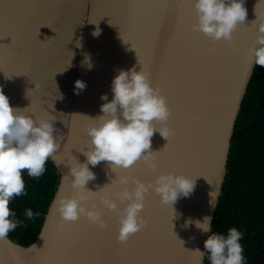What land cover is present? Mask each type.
<instances>
[{
    "label": "water",
    "instance_id": "obj_1",
    "mask_svg": "<svg viewBox=\"0 0 264 264\" xmlns=\"http://www.w3.org/2000/svg\"><path fill=\"white\" fill-rule=\"evenodd\" d=\"M244 4L243 22L248 23L233 30L230 47L222 38L213 40L191 28L195 19L191 0L181 8L180 0H0V90L10 105L25 108L34 117L55 118L58 148L54 159H48L59 175L38 235L28 245L7 235L0 238V264H204L206 252L201 256L195 249L204 250L208 232L193 221L208 215L212 222L234 122L255 66L250 46L256 26L250 20L254 5L260 9L264 4L261 0ZM95 28L97 35L92 34ZM122 39L132 42L146 62L150 82L164 95L172 133L164 154L156 156V168L139 159L127 168H116L144 181L168 170L196 176L192 191L178 196L172 206L149 189L140 210L146 223L118 241L117 212L100 201L104 194L115 199L111 192L84 201L100 210L103 226L83 215L61 220L54 197L74 193L68 163L85 159L82 151L89 139L85 124L89 116L100 113V94L111 98L115 71L136 63L131 42ZM85 55L91 67L83 62ZM77 77L86 83L75 93ZM150 140L152 150L167 142L155 130ZM70 144L82 151L72 147L73 158L64 160ZM89 167L95 176L86 187L93 191L115 176L105 160ZM121 187L116 185L113 191ZM122 206L117 200V207Z\"/></svg>",
    "mask_w": 264,
    "mask_h": 264
},
{
    "label": "clouds",
    "instance_id": "obj_2",
    "mask_svg": "<svg viewBox=\"0 0 264 264\" xmlns=\"http://www.w3.org/2000/svg\"><path fill=\"white\" fill-rule=\"evenodd\" d=\"M191 4L195 10L191 28L213 40L222 38L231 43L233 29L247 15L244 0H191ZM255 5L254 18L250 22L256 26V36L250 49L254 63L264 66V5L260 9ZM98 33L99 28L92 30L93 35ZM129 46L135 49L131 44ZM135 52L138 63L136 49ZM83 62L91 67L87 55ZM136 63L115 71L110 82L111 98L102 92L100 113L89 116L85 124L89 138L82 151L85 159L74 158L68 163L67 175L75 191L54 197L55 210L65 220H75L83 215L100 226L105 223L98 208L84 203L89 199L86 189L91 190L86 184L95 176L89 165L105 160L111 169L117 166L127 168L139 159L149 168L157 167L156 150L150 148V137L154 130L165 138L172 133L166 123L169 107L164 95L150 82L147 72L140 64L137 68ZM73 83V92L78 93L86 82L77 77ZM56 89L59 93L56 97L60 98L62 93L58 87ZM24 109L10 105L7 95L0 90V238L5 237L18 222L23 223L14 218L8 206L13 195L18 196L25 190L21 170L26 169L29 176H39L44 171L45 160L49 157L54 159L58 148L57 138L53 135L55 118L48 115L34 117ZM120 180L122 187L118 200L122 207H117V199L107 194L100 196V201L108 209L117 212L115 237L118 241H125L146 223L140 210L149 189L158 194L162 203L172 206L178 196H187L194 187L193 176L173 170L160 171L148 181L136 177L129 180L126 176H121ZM24 214L27 217L34 215L31 208H26ZM187 223L186 218L185 226ZM193 223L208 232L203 240L204 250L195 249L201 256L207 253L208 264H243L241 232L236 227H228L226 233L210 231L211 218L208 215ZM32 247L36 245L32 243Z\"/></svg>",
    "mask_w": 264,
    "mask_h": 264
},
{
    "label": "trees",
    "instance_id": "obj_3",
    "mask_svg": "<svg viewBox=\"0 0 264 264\" xmlns=\"http://www.w3.org/2000/svg\"><path fill=\"white\" fill-rule=\"evenodd\" d=\"M21 174L25 190L13 195L8 206L23 223L18 222L6 235L28 245L40 231L59 175L49 159L39 176H29L26 169ZM26 208L32 209V217L24 214ZM231 226L241 232L243 264H264V66L256 63L234 122L211 231L226 233ZM204 264H208L207 253Z\"/></svg>",
    "mask_w": 264,
    "mask_h": 264
},
{
    "label": "snow or ice",
    "instance_id": "obj_4",
    "mask_svg": "<svg viewBox=\"0 0 264 264\" xmlns=\"http://www.w3.org/2000/svg\"><path fill=\"white\" fill-rule=\"evenodd\" d=\"M261 3L264 4V0H261ZM184 6H185V0H180V8L184 7ZM247 23H245L243 21L238 22V24L236 25V27L233 30L235 31L237 28L240 27V25H246ZM252 24H254V23H252ZM126 41H130V40H126ZM232 41H233V36H232ZM130 44L132 45V42ZM229 46L230 47L233 46L232 43H229ZM138 63L148 73V68L146 66V62L144 60H142L139 56H138ZM0 71H2V68H0ZM13 73L14 72L12 70H10L9 74L11 75ZM157 88L160 90L159 86H157ZM168 143H169V137L167 138V142L160 149L156 150L155 155L156 156L163 155L165 150H166V146L168 145ZM65 147L67 149V153L68 154H67L66 157L62 158L64 160H71L73 158V155L69 152L70 148L76 147L78 150L82 151L81 149H79L77 144H70V145H66ZM113 170L115 171V176L114 177H110L109 181L107 183H105L104 185L98 187L95 191L86 189V191H88L89 199H91L93 197H96L100 193H103V192H111L112 196L115 197V199H117V200L119 199V191L120 190L113 191V189L116 187V185L122 186L120 177L124 176V175L116 167H113ZM194 176H196V175L193 174V177ZM127 177L130 180L131 177H133V175L129 174ZM109 210H112V209H109ZM61 220H65V219L61 218ZM181 248H184V247L181 245Z\"/></svg>",
    "mask_w": 264,
    "mask_h": 264
}]
</instances>
